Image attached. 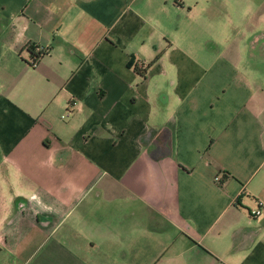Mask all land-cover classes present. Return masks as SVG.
<instances>
[{
	"label": "crops",
	"instance_id": "crops-1",
	"mask_svg": "<svg viewBox=\"0 0 264 264\" xmlns=\"http://www.w3.org/2000/svg\"><path fill=\"white\" fill-rule=\"evenodd\" d=\"M260 201L264 0H0V264H264Z\"/></svg>",
	"mask_w": 264,
	"mask_h": 264
},
{
	"label": "built area",
	"instance_id": "built-area-1",
	"mask_svg": "<svg viewBox=\"0 0 264 264\" xmlns=\"http://www.w3.org/2000/svg\"><path fill=\"white\" fill-rule=\"evenodd\" d=\"M38 50H39V47H37V51H38ZM38 58H39V55H37V56H33V58L31 59V63H32L33 65H36L37 62H38ZM69 112H70V110H67V112L64 113L62 116H63V117H64V116H67V115L69 114ZM215 180H216V181H221V176H220V174H216V175H215ZM263 205H264V201H260L258 207L252 210V212L254 213V215H258V214H260V213L262 212V210H263Z\"/></svg>",
	"mask_w": 264,
	"mask_h": 264
},
{
	"label": "trees",
	"instance_id": "trees-1",
	"mask_svg": "<svg viewBox=\"0 0 264 264\" xmlns=\"http://www.w3.org/2000/svg\"><path fill=\"white\" fill-rule=\"evenodd\" d=\"M38 54H40V53H38ZM38 54H37V55H38ZM135 68H136L140 73H142V74L145 75V70L142 69V68H140L137 64H135Z\"/></svg>",
	"mask_w": 264,
	"mask_h": 264
}]
</instances>
